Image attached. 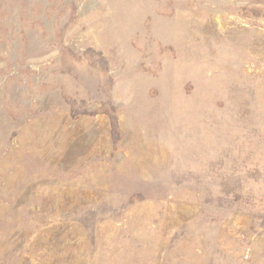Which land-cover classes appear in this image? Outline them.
Masks as SVG:
<instances>
[{"label": "rangeland", "instance_id": "obj_1", "mask_svg": "<svg viewBox=\"0 0 264 264\" xmlns=\"http://www.w3.org/2000/svg\"><path fill=\"white\" fill-rule=\"evenodd\" d=\"M0 264H264V0H0Z\"/></svg>", "mask_w": 264, "mask_h": 264}]
</instances>
